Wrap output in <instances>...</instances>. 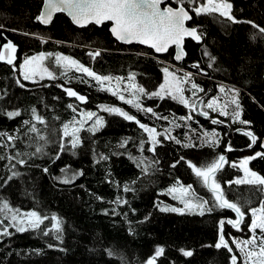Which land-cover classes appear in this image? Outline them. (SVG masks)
Masks as SVG:
<instances>
[{
    "label": "trees",
    "instance_id": "obj_1",
    "mask_svg": "<svg viewBox=\"0 0 264 264\" xmlns=\"http://www.w3.org/2000/svg\"><path fill=\"white\" fill-rule=\"evenodd\" d=\"M228 2L232 4L231 15L237 20L264 27V0ZM42 3L43 0L0 1V49L9 41L17 48L14 65L0 61V133L16 137L11 142L6 136L0 138V157H3L0 158V201H7L22 212L37 210L49 217L55 215L62 221V232L57 240L55 236L44 237L33 231L18 233L9 228L12 235L0 236V264H147L159 247L164 248V253L156 258L155 264H231L230 257L239 256L232 240L251 235L250 209L259 208L264 202V191H261L264 186L227 183L242 176L239 169L232 167L233 162L253 157L256 152L264 153V34L248 23L234 24L218 15L191 13L189 26L198 29L202 42L187 40L186 58L176 64L174 51L156 56L140 46L119 44L112 38L109 24L79 29L59 14L49 27H43L36 20ZM41 39L47 42L41 43ZM91 50H100L101 55L92 59L88 55ZM205 51L215 57L211 68ZM40 52L70 56L100 75L127 78L132 74L135 83L148 92L158 90L163 82V68L173 64L192 73L194 82L204 89L197 102L224 97L219 92L220 85L238 90L241 115L233 121L231 116L203 109L209 111L206 118L170 97L149 99L147 96L141 97L142 106L151 107L156 115L138 112L101 90L97 83L85 78L87 83L81 82L79 73L67 82L64 77L40 83L23 80L20 63L26 56ZM17 80L25 87H20ZM57 84L86 96L87 102L68 97ZM69 104L79 112L99 113L104 123L95 134L82 131V143L74 154L73 150L65 151L57 159L63 125L74 116ZM101 106L121 107L142 123L156 127L158 132L170 129L171 135L182 143L158 136L161 143L155 153L147 151L148 144L142 153L139 143L147 134L135 122L101 111ZM200 106L203 108V104ZM33 109L44 124L33 119ZM15 111L20 114L9 118L7 113ZM157 116L167 119H157ZM185 116L192 119H180ZM212 119L222 123L212 124ZM240 120L249 123L243 124ZM32 125L36 132L30 131ZM213 130L218 134V143L213 147L203 145L202 134ZM248 131L257 137L252 147H249L250 137L244 135ZM124 140L129 141L128 145L120 147ZM187 143L196 147H184ZM229 145L231 151L227 150ZM37 147H43L44 151L36 153ZM101 155L107 159H99ZM220 155L225 156L227 163L217 172L216 179L226 197L241 205L246 213L240 230L228 224L224 226L225 240L233 248L232 253L214 246L219 240V221L236 219L232 210L217 208L199 215L161 212L157 207L165 201L176 203L166 192L177 181L185 186L191 184L196 196L211 201V192L184 161L175 168L171 165L183 156L203 166ZM130 157H146L149 163H158L152 164L145 173ZM20 159L26 163L18 164ZM249 167L264 177V157H255ZM65 168L68 176L82 175H77L71 183H62L65 173L61 169ZM13 172L19 175L13 176ZM125 185L131 190L125 192ZM117 197L126 203H114ZM181 249L191 251L192 255H183Z\"/></svg>",
    "mask_w": 264,
    "mask_h": 264
},
{
    "label": "snow or ice",
    "instance_id": "obj_2",
    "mask_svg": "<svg viewBox=\"0 0 264 264\" xmlns=\"http://www.w3.org/2000/svg\"><path fill=\"white\" fill-rule=\"evenodd\" d=\"M174 2L177 5L176 7L168 5L162 8L161 5L165 3V0H43V10L36 17V20L41 24H48L54 12H66L71 17L72 22L81 27L90 23L101 25L105 21H111L112 27L110 31L116 40L128 44L138 43L147 45L156 53H166L170 47L175 46L177 51L174 59L177 61L181 60L184 55L181 45L185 37H190L197 42L202 39L197 28L186 26V22L193 18L190 13H194L196 16L218 15L234 24L248 23L253 28L257 29L259 34H264V27H260L252 21H239L231 15L232 4L229 3L228 0H174ZM188 6L192 7L189 8ZM25 35L29 34L25 33ZM46 42V40L41 39V43ZM16 52V46L9 41L0 49V61L6 62L8 65H14ZM88 55L92 59H95L101 55V52L96 51L94 53H88ZM205 55L209 56L211 62L208 64V67L211 68L212 62L215 61V57H212L207 51H205ZM46 60H51L53 62L59 70V76L56 72L45 66L44 62ZM193 67L199 69L198 64H194ZM19 71L23 80L34 83L37 82V80L45 79V77L51 80L64 77L67 82L69 72L79 73L81 74V82L87 83L84 79L85 76L91 78L97 82L101 90L110 92L113 96L118 97L125 105H131L138 112L142 111L146 114L150 113L156 115L151 107L142 106V96H147L149 99L153 97H158L160 99H164L165 96L170 97L172 100L178 101L186 108H189L192 112L199 111L200 114L206 118L209 117V111L203 109L218 112L220 116H231L233 121L239 120L241 115L239 110L240 105L237 99L239 93L235 88H225L223 85L219 86V92L223 93L225 97L222 104L219 103L218 98L209 99L206 103L200 100V102L197 103L199 99L198 93L204 92V89L194 82L192 73L190 72L178 75L175 72H170L168 68H164L163 72L165 78L164 82L159 85V90L148 92L143 86H139L135 83V76L132 74H129L127 78L122 76L113 77L109 75H100L76 59L60 53L40 52L33 56H26L19 65ZM200 72L205 75L207 74L203 69H200ZM125 80H127V83H125ZM16 83L22 88L25 87L20 80H17ZM188 84H190V88L185 87V85ZM56 86L65 91L68 97H75L82 103L87 102L86 96L78 94L72 88H66L64 84H57ZM185 92H190L191 97H186ZM201 104H203V108H201ZM233 105L235 107H231ZM68 107L74 113L78 111L72 104H69ZM230 107L231 112L229 111ZM101 108L109 114H115L126 121L135 122V124L139 126V129L147 134L146 139H141L139 143V150L142 153L145 150V144L149 145L147 151L155 153L156 146L161 143V141L157 139L158 136H163L166 140L175 139V137L171 135L170 129L158 132L156 127L142 123L135 115L130 114L121 107L101 106ZM19 114L18 111L7 113L9 118L18 116ZM33 119L41 124L45 123L43 118L36 114L35 109H33ZM157 119L167 118L157 116ZM180 119L186 121L192 119V117L185 116ZM89 121H92L91 125L85 128V124ZM239 122L243 124L249 123L243 120ZM27 123L29 122L25 121V124ZM103 123V117L97 116V113L94 111H84L79 119L74 116L71 121L63 125L61 143L59 144V152L56 158L59 159L60 153L69 150H73L74 154V150L82 143L80 133L82 131H87L95 134L103 126ZM211 123L217 124L222 123V121L212 119ZM174 126L181 127L182 125L174 124ZM30 131H37L35 125H32ZM244 135L251 139L249 147L256 144L257 137L252 132H244ZM5 136L9 142L16 139L14 136L0 133V138H4ZM217 137L218 134L216 131H206L202 134L201 143L213 147L218 143ZM40 138L44 139L43 137ZM187 138L191 140V137ZM175 142L177 144L182 143L181 140L178 139H175ZM128 143V140H124L119 146L126 147ZM183 146L196 147L193 143H187ZM227 150H232L230 145ZM43 151V147L36 148V153H42ZM257 156L264 157V153L256 152L255 156L240 161V165L245 166L244 171L248 178L227 181L229 186L232 184L264 186V177L258 176L254 172L249 173L246 167L249 160ZM130 158L136 160L137 166L141 167L142 171L145 173L152 164L158 163V161L149 163L146 157ZM99 159L103 160L107 159V157L101 155ZM182 161L186 163L191 173L202 182L203 186L211 192L213 199L210 201L196 196L194 195L191 184L185 186L177 181V186L168 189V194L172 195L173 199H177L183 207H160L159 205H157V207H159L161 212L184 214L185 211H187L189 213H198L199 215H204L205 212H213L217 208L232 210L236 214V219H221L219 221V240L214 245L217 249L223 247L232 253L233 248L230 246L229 242L225 240L223 232L224 226L228 224L240 230V225L246 213L242 210L241 205L237 202L230 201L226 197L221 183L216 179L217 172L227 163L225 156L220 155L217 159L203 166H198L196 163L187 161L185 157L181 156L171 167L175 168ZM17 163L24 165L26 161L20 159ZM236 166L237 165L232 164V167ZM13 167H15V165H13ZM44 171L47 172V168H45ZM61 171L65 173L61 182L66 184L73 182L77 175H82V173H73L71 176H68V170L66 168L61 169ZM17 175H19V173L13 172V176ZM123 190L127 192L131 189L125 185ZM261 191H264V188H261ZM114 203L123 204L126 203V201L117 197ZM250 212L252 218L248 225V230L251 235L246 239L232 240L231 243L235 245V248L239 252V256L233 254L230 257L231 264H264V202H261L259 208H251ZM5 221H7V224H5ZM46 221L49 223L46 224ZM9 228L14 229L15 232L18 233L33 231L40 233L44 237L51 235L59 240L62 232V221L55 215L49 217L37 210L22 212L20 209L11 207L7 201H0V236L12 235ZM49 247H54V245H49ZM181 252L185 256L192 255L191 251H186L184 249H181ZM163 253L164 248H157L154 256L147 261V264H155L156 258L160 257Z\"/></svg>",
    "mask_w": 264,
    "mask_h": 264
},
{
    "label": "rangeland",
    "instance_id": "obj_3",
    "mask_svg": "<svg viewBox=\"0 0 264 264\" xmlns=\"http://www.w3.org/2000/svg\"><path fill=\"white\" fill-rule=\"evenodd\" d=\"M172 3H174L175 4V2H174V0H170ZM97 51H100V50H97ZM94 52H96V51H90V53H94ZM70 57V56H69ZM176 63V62H175ZM44 64H45V66H47V67H49L50 68V70H52V71H54L53 70V68H55L56 70H57V75L59 76V70L56 68V66L53 64V62L51 61V60H46L45 62H44ZM53 67V68H52ZM165 68H168L169 69V71L170 72H175V73H177L178 75H183V73H186L185 71H183V70H181V68H179V67H177V66H175V65H173V64H166V67ZM164 69V68H163ZM20 72V71H19ZM78 73H75V72H69L68 73V76H67V79H69V78H71L72 76L74 77V76H78L77 75ZM21 75V74H20ZM22 77V76H21ZM85 79H87V80H89V81H91V82H95V83H97L96 81H94V80H92L91 78H88V77H84ZM164 78H165V74H164V77H163V82H164ZM23 79V78H22ZM45 80H49V81H54V80H51V79H48L47 77H45V79H43V80H37V82H35V83H40V82H43V81H45ZM56 80V79H55ZM27 82H31V81H27ZM162 82V83H163ZM32 83H34V82H32ZM114 83V82H113ZM125 83H127V80H125ZM187 86L188 85H185V87L187 88ZM100 87V86H99ZM158 90H159V88H158ZM108 93H110V92H108ZM111 94V93H110ZM200 95V93H198V96ZM185 96L186 97H191V93L190 92H185ZM165 97H167V96H165ZM73 98H75V97H73ZM216 98H218V101H219V103H223L224 102V99H225V97H216ZM80 102V101H79ZM106 107H109V106H106ZM231 107H233V106H231ZM231 107L229 108V111H231ZM101 111H103L102 110V108H101ZM84 111H77L76 113H74V116L77 118V119H79L80 118V115L83 113ZM73 116V117H74ZM97 116H100V117H102L99 113H97ZM73 119V118H72ZM71 119V120H72ZM95 119V118H94ZM70 120V121H71ZM91 123H92V121H89L87 124H85V128H87V127H89L90 125H91ZM255 156V155H254ZM245 158H249V157H244V158H242V159H240V160H238V161H236V162H233V164H235V165H237L235 168H237V169H239L241 172H242V176L241 177H239V178H237V179H245V178H248L247 176H246V174H245V171H244V167L245 166H241L240 165V161L241 160H243V159H245ZM252 159H250L249 160V162H248V164L246 165V167H247V169L249 170V173H251V172H254V171H252L251 169H250V167H249V163H250V161H251ZM254 173H256V172H254ZM258 176H260L258 173H256ZM174 186H177V185H174ZM173 186V187H174ZM166 194H167V196H169L172 200H174L176 203H173V204H170V203H167V201H165V202H162V203H159L158 205L160 206V207H164V206H175V207H183V205L181 204V203H179V201L177 200V199H173V196L172 195H170V194H168V190H167V192H166ZM195 195V194H194ZM175 213V212H174ZM185 213H189V212H187V211H185ZM180 214V213H179ZM259 231V230H258Z\"/></svg>",
    "mask_w": 264,
    "mask_h": 264
},
{
    "label": "water",
    "instance_id": "obj_4",
    "mask_svg": "<svg viewBox=\"0 0 264 264\" xmlns=\"http://www.w3.org/2000/svg\"><path fill=\"white\" fill-rule=\"evenodd\" d=\"M0 1H1V0H0ZM169 1H170V0H165V3L162 4L161 7L163 8V7H165V6L171 5V4L169 3ZM171 6H172V5H171ZM173 7H174V6H173ZM42 10H43V3H42L41 11H42ZM41 11H40V12H41ZM59 14H63V15H65V16L70 20V22L73 24V26H75L76 28H79V29L87 28V27L90 26V25H94V26H97V27H102V26L105 25V24H109V32H110V34H111V31H110V29H111V27H112V22H111V21H105V22H104L103 24H101V25H96V24H94V23H90V24H86V25H84L83 27H81V26H79V25H77V24H74V23L72 22L71 17H70L66 12H54L53 15H52V18H51V20H50V22H49L48 24H41L39 21H38V22H39L43 27H49V26L52 24V22L54 21L55 17H56L57 15H59ZM190 14H191V13H190ZM191 15H192V14H191ZM191 20H192V19H191ZM191 20L186 22V26H187V27H190V28H191V26H189V23L191 22ZM198 33H199V32H198ZM199 34H200V33H199ZM111 36H112V38H113L116 42H118V43L121 44V45H124V46H133V45H134V46H140V47H143V48H146V49L151 50L156 56H165V55L169 54L170 51H174V57H175V54H176V51H177L176 48H175V46H172V47L169 48V50H168L166 53H156L153 49H151V48L148 47L147 45H141V44H138V43L128 44V43H124V42H121V41L116 40V38H115L112 34H111ZM187 40H192V41H194V42H196V43H201V42H202V39H201L199 42H197L196 40H193V39L190 38V37H185V39L183 40L182 45H181V47H182V49H183V53H184V55H183L182 59L179 60V61H177V60L174 59L175 62H176V64H181L182 61L186 58L185 43H186ZM200 100H202V99H200ZM200 100H199L197 103H199Z\"/></svg>",
    "mask_w": 264,
    "mask_h": 264
},
{
    "label": "flooded vegetation",
    "instance_id": "obj_5",
    "mask_svg": "<svg viewBox=\"0 0 264 264\" xmlns=\"http://www.w3.org/2000/svg\"><path fill=\"white\" fill-rule=\"evenodd\" d=\"M171 1H169V3H170ZM172 5V4H171ZM16 55V54H15ZM15 62V61H14Z\"/></svg>",
    "mask_w": 264,
    "mask_h": 264
}]
</instances>
